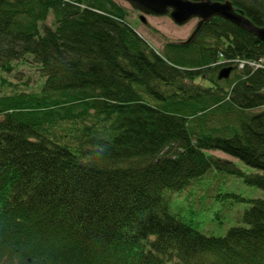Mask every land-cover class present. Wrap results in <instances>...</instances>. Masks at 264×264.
Here are the masks:
<instances>
[{"label": "trees", "instance_id": "16d2710c", "mask_svg": "<svg viewBox=\"0 0 264 264\" xmlns=\"http://www.w3.org/2000/svg\"><path fill=\"white\" fill-rule=\"evenodd\" d=\"M230 1L264 25V0ZM220 53L257 60L264 41L216 16L158 51L115 0H0V66L44 77L0 94V261L264 264L263 197L213 191L248 203L225 235L172 207L211 170L264 190V68L219 79Z\"/></svg>", "mask_w": 264, "mask_h": 264}, {"label": "rangeland", "instance_id": "374dc122", "mask_svg": "<svg viewBox=\"0 0 264 264\" xmlns=\"http://www.w3.org/2000/svg\"><path fill=\"white\" fill-rule=\"evenodd\" d=\"M128 11V20L131 25L144 37V39L156 50L162 51L164 45L170 41H185L194 31L199 19L192 18L185 24H177L169 14L167 15H148L134 9L127 0H115ZM144 15L145 21L141 19ZM54 17L51 15L47 21L52 24ZM10 70L0 66V94L11 92L10 83H16V89L36 90L44 80L39 66L31 59H22L11 62ZM233 75L231 73L230 77ZM204 86H210V83L202 78L197 79ZM259 110V109H257ZM222 116H217V121H222ZM208 153L219 158L234 162L244 172H262L256 168L246 165L242 160L233 157L221 150H209ZM201 184L189 186L178 200L173 199V209H182L187 220H193L198 228L203 232L214 235H225L228 228L235 225L242 217L247 202L233 205L231 198L216 200L210 199V194L220 188L224 191H233L246 197H263L264 190L255 186L247 185L242 178L219 174L218 171L211 170L201 180ZM191 192L190 199L186 195ZM206 194H205V193ZM184 199V201H182ZM182 201V202H181ZM193 206V207H192ZM193 210H195L193 212ZM194 223V224H195ZM0 264H8L0 261Z\"/></svg>", "mask_w": 264, "mask_h": 264}, {"label": "water", "instance_id": "95a60500", "mask_svg": "<svg viewBox=\"0 0 264 264\" xmlns=\"http://www.w3.org/2000/svg\"><path fill=\"white\" fill-rule=\"evenodd\" d=\"M134 9L148 15H167L177 24H185L192 18H198L199 21L187 40L190 42L199 32L204 22L213 17H222L244 29L252 32L262 41H264V25H256L242 10H237L230 0H127ZM141 19L145 21L144 15ZM233 71L232 66L220 69L218 78H229Z\"/></svg>", "mask_w": 264, "mask_h": 264}, {"label": "built area", "instance_id": "2783aa9c", "mask_svg": "<svg viewBox=\"0 0 264 264\" xmlns=\"http://www.w3.org/2000/svg\"><path fill=\"white\" fill-rule=\"evenodd\" d=\"M221 56H223L221 54ZM237 63L239 64L240 69H243L245 66L249 65L250 67L256 68H264V56L257 59V60H246V59H239L235 58Z\"/></svg>", "mask_w": 264, "mask_h": 264}, {"label": "bare ground", "instance_id": "6f19581e", "mask_svg": "<svg viewBox=\"0 0 264 264\" xmlns=\"http://www.w3.org/2000/svg\"><path fill=\"white\" fill-rule=\"evenodd\" d=\"M245 13V12H244ZM221 64H224L223 65V67H227V66H232L233 67V69H240V67H239V64L237 63V61L235 60V58H230L229 60H227V61H224V62H222ZM222 67V68H223ZM221 68V69H222ZM220 71V70H219ZM219 74V73H218ZM222 79H225V78H222Z\"/></svg>", "mask_w": 264, "mask_h": 264}]
</instances>
